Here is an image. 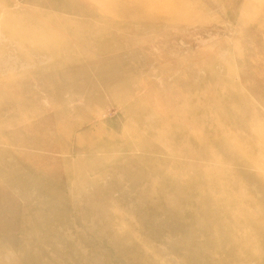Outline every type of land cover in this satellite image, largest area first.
I'll return each instance as SVG.
<instances>
[{
	"label": "rangeland",
	"instance_id": "374dc122",
	"mask_svg": "<svg viewBox=\"0 0 264 264\" xmlns=\"http://www.w3.org/2000/svg\"><path fill=\"white\" fill-rule=\"evenodd\" d=\"M263 204L264 0H0V264H264Z\"/></svg>",
	"mask_w": 264,
	"mask_h": 264
},
{
	"label": "bare ground",
	"instance_id": "6f19581e",
	"mask_svg": "<svg viewBox=\"0 0 264 264\" xmlns=\"http://www.w3.org/2000/svg\"><path fill=\"white\" fill-rule=\"evenodd\" d=\"M248 171V170H247ZM251 171V170H250ZM246 173V172H245ZM254 174H256V173H254ZM251 177V176H250ZM259 177V176H258ZM253 180V179H252ZM259 181V180H258ZM253 182H256V181H254L253 180ZM256 184H258V183H256ZM254 186H256V185H254ZM261 186V185H260ZM259 187V186H258ZM256 188H257V186H256ZM260 189V188H259ZM262 190H263V188H262ZM264 205V204H263ZM263 209H264V207H262ZM262 213L264 214V212L262 211ZM264 216V215H263ZM223 245V244H222Z\"/></svg>",
	"mask_w": 264,
	"mask_h": 264
}]
</instances>
